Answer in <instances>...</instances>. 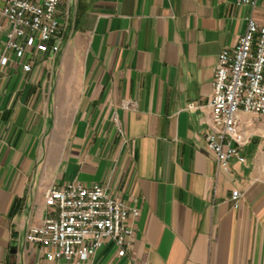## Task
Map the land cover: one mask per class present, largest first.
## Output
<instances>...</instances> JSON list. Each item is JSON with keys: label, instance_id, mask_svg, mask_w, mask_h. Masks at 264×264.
I'll list each match as a JSON object with an SVG mask.
<instances>
[{"label": "crops", "instance_id": "0c3cea01", "mask_svg": "<svg viewBox=\"0 0 264 264\" xmlns=\"http://www.w3.org/2000/svg\"><path fill=\"white\" fill-rule=\"evenodd\" d=\"M59 15V51L0 66V264H66L26 236L70 182L140 210L128 254L108 242L89 264H264V117L240 114L245 163L223 169L207 145L219 56L264 6L63 0Z\"/></svg>", "mask_w": 264, "mask_h": 264}, {"label": "built area", "instance_id": "2783aa9c", "mask_svg": "<svg viewBox=\"0 0 264 264\" xmlns=\"http://www.w3.org/2000/svg\"><path fill=\"white\" fill-rule=\"evenodd\" d=\"M238 2L254 10L264 6V0ZM62 3L0 0V32L6 36L0 66H6L13 54L23 71L30 72L36 53L49 51L51 43L57 51L68 28L59 15ZM122 107L134 109L137 104L127 101ZM209 107L208 149L223 169L229 170L233 159L245 163L241 149L248 140L240 114L264 117V25L253 16L247 18L246 31L238 44L219 56ZM241 198L239 190L233 191L235 208H239ZM45 204L47 216L29 229L26 240L43 247L47 260L66 264H89L108 242L125 255L135 235L132 222L140 216L138 208L128 207L99 184L51 186L45 192Z\"/></svg>", "mask_w": 264, "mask_h": 264}, {"label": "rangeland", "instance_id": "374dc122", "mask_svg": "<svg viewBox=\"0 0 264 264\" xmlns=\"http://www.w3.org/2000/svg\"><path fill=\"white\" fill-rule=\"evenodd\" d=\"M64 21V25H67L68 26V21L67 20H63ZM68 29V28H67ZM63 40H64V38H63ZM63 40L61 41V42H63ZM52 44V43H51ZM50 44V45H51ZM61 45H62V43H60L59 44V46H58V48H57V50L59 51V49H60V47H61ZM54 46H55V44H54ZM54 46H52L51 45V48H53ZM50 50V49H49ZM46 52H48V51H46ZM37 54V53H36ZM36 57V56H35ZM35 57L33 58V67H34V60H35ZM32 70H33V68H32ZM31 72V71H30ZM25 73H29V72H25ZM135 109V108H134ZM55 186V185H54ZM135 236V235H134ZM134 238V237H133ZM131 244H132V242L126 247V250H127V252H126V254L125 255H123V256H126L127 254H128V252H129V249H130V247H131ZM120 255V254H119ZM120 256H122V255H120Z\"/></svg>", "mask_w": 264, "mask_h": 264}]
</instances>
